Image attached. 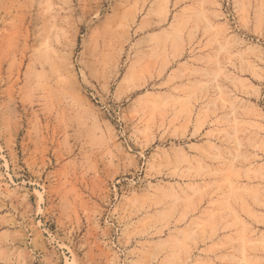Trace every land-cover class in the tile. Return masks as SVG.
<instances>
[{"label":"rangeland","instance_id":"rangeland-1","mask_svg":"<svg viewBox=\"0 0 264 264\" xmlns=\"http://www.w3.org/2000/svg\"><path fill=\"white\" fill-rule=\"evenodd\" d=\"M0 264H264V0H0Z\"/></svg>","mask_w":264,"mask_h":264}]
</instances>
